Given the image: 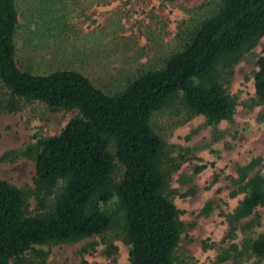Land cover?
<instances>
[{"label":"trees","instance_id":"1","mask_svg":"<svg viewBox=\"0 0 264 264\" xmlns=\"http://www.w3.org/2000/svg\"><path fill=\"white\" fill-rule=\"evenodd\" d=\"M54 2L64 31L69 0ZM32 3L29 20L37 27L38 11L52 15L51 0ZM19 21L18 0H0V116L36 102L77 116L59 135L40 139L22 153L36 168L29 193L0 179V264H36L35 259L45 264V253L35 247L80 242L111 230L129 247L130 264H175L186 226L170 197L166 144L154 132L153 116L177 105L189 119L202 116L209 125L232 121L237 104L225 85L264 38V0H220L216 13L187 34L183 48L164 66L137 75L115 92L74 70L36 74L21 69ZM256 67L254 87L264 107V49ZM11 158H17L15 152L0 161ZM263 170L264 159L258 158L231 178L232 197L244 195L227 216L232 238L264 228ZM241 253L263 263L264 231L245 238Z\"/></svg>","mask_w":264,"mask_h":264},{"label":"rangeland","instance_id":"2","mask_svg":"<svg viewBox=\"0 0 264 264\" xmlns=\"http://www.w3.org/2000/svg\"><path fill=\"white\" fill-rule=\"evenodd\" d=\"M219 4L220 0H69L63 31L64 20L57 16L54 0L50 17L37 10L41 19L37 27L29 20L32 0H18L17 61L21 69L36 74L74 70L96 87L115 92L137 75L164 66L183 48L187 34L213 16ZM263 49L264 38L240 61L225 85L237 104L232 121L209 125L202 116L189 119L177 105L153 116L154 132L166 144L164 171L170 197L186 226L175 264L258 263L257 258L241 253L242 243L264 228L248 234L239 231L232 238L227 216L244 198L232 197L231 178H237L238 168L264 159V107L258 103L253 79ZM76 116L51 111L37 102L19 113L0 116V159L9 152L17 155L0 161V179L29 193L36 168L22 153L40 139L59 135ZM200 167L204 170L196 173ZM122 172L118 166L117 176ZM28 204L30 211L36 209L33 197ZM117 234L111 230L80 242L35 248L45 253V264H130L129 247ZM234 245L239 251L233 250ZM228 254L229 260L220 259Z\"/></svg>","mask_w":264,"mask_h":264}]
</instances>
